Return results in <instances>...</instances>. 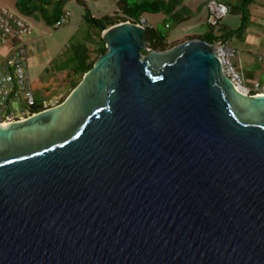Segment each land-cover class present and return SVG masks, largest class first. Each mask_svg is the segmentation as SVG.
I'll list each match as a JSON object with an SVG mask.
<instances>
[{
  "label": "water",
  "instance_id": "1",
  "mask_svg": "<svg viewBox=\"0 0 264 264\" xmlns=\"http://www.w3.org/2000/svg\"><path fill=\"white\" fill-rule=\"evenodd\" d=\"M145 34L103 29L61 102L0 123V264H264V93Z\"/></svg>",
  "mask_w": 264,
  "mask_h": 264
},
{
  "label": "crops",
  "instance_id": "2",
  "mask_svg": "<svg viewBox=\"0 0 264 264\" xmlns=\"http://www.w3.org/2000/svg\"><path fill=\"white\" fill-rule=\"evenodd\" d=\"M184 1H187L183 2V5L188 8L189 12H192L194 8H196V10H200L201 12V18L197 22L199 31H191L192 33L190 34H188V32H183V34H179L177 36L186 38L189 35H202L205 32L202 31V26L207 25V22H209L207 19L206 5L210 0ZM217 1L227 4L236 2V0ZM16 2L17 0H0V8L4 7L18 14L15 6ZM193 4L195 6H193ZM63 10H65L64 7ZM76 10L78 12V22L75 24H79L82 23L81 9L77 5ZM247 11L249 22L243 36L239 37L234 34L231 35L229 37L228 45L233 49V56L231 57L232 63L237 70L241 72L244 81L246 82L245 84L247 86H251V84L256 81L264 84V0H252L247 7ZM100 15L104 14H99V16ZM155 15H158V13ZM185 16L187 19L181 21L180 23L189 21L190 16ZM163 17L164 16L162 15V18ZM24 18L29 24H31V20L34 19L33 17ZM239 19L240 17L237 13H227L220 19L218 26L214 28V34L222 35L223 32L225 33V29H236L239 25ZM146 21L148 24L157 28L156 25L159 20H154V18L148 16ZM61 27L54 28L43 20L41 25H37L36 27L31 26V32L26 35L25 39L23 38L25 41V47L27 43L30 44V47L32 48V53H29V57L27 56L31 61L32 70H30L28 63L27 65L33 97L37 104L44 107L56 105L60 99L64 98L68 94L71 90L72 83L76 80V76L72 73L70 65L67 68L66 66H61L63 63L66 64V62H68L71 58L70 55L63 56L64 52L66 54L68 53V50L66 49V45L68 46V40H59L56 38V33H60L59 31L61 30ZM175 38L176 39H173L174 41L179 40L177 37ZM50 40L53 41L52 45L47 44V41ZM173 40L172 42H174ZM231 42H235L236 44L232 46ZM8 45L9 42L7 39L3 38L0 30V62L8 53ZM53 56H58L60 58V62L58 64H55L53 61Z\"/></svg>",
  "mask_w": 264,
  "mask_h": 264
},
{
  "label": "trees",
  "instance_id": "3",
  "mask_svg": "<svg viewBox=\"0 0 264 264\" xmlns=\"http://www.w3.org/2000/svg\"><path fill=\"white\" fill-rule=\"evenodd\" d=\"M71 1L75 2V4L81 9L82 21L90 24L93 28V32H91L93 34L92 37H87L84 41V44L86 43L89 47L88 50L86 49V46H82V44H76L73 46L75 51L70 58V68L72 73L76 76V80L72 83V89L81 79L82 75L91 68L94 60L99 55L106 52L105 42L101 38L102 30L118 22L124 21V18L107 15L94 17L84 0H17L15 6L18 14L23 17L34 18L37 16L44 20L48 25L53 26L64 14L65 10H63V6ZM251 2L252 0H236V2L230 4L223 3L226 5L228 13L235 12L240 17L239 25L236 29L229 30L224 28L225 33L223 32L222 35L214 34V28L218 26L219 19L216 20L215 23L207 22L208 29L202 35L190 36L188 39L199 38L208 43L220 41L228 44L231 35L234 34L242 37L249 22L247 7ZM50 5L54 6V11H56V13H53L49 18L46 15V8ZM114 6L124 16L130 17L135 21H138L142 17L146 19L145 15L149 13H161L166 19L172 20L174 23H180L187 19L185 15H188L189 13L188 8L183 5L182 0H134L131 3H128L126 0H116ZM68 21L69 17L67 18V23ZM164 26L167 27V23H164ZM145 41L150 49L156 51H163L176 45L175 43L170 42L166 35L161 34L158 28H155L152 25L146 27ZM141 54H145V52L141 51ZM64 98L60 99L59 102ZM46 107L37 104L35 101V104L29 108L28 113L37 112Z\"/></svg>",
  "mask_w": 264,
  "mask_h": 264
},
{
  "label": "built area",
  "instance_id": "4",
  "mask_svg": "<svg viewBox=\"0 0 264 264\" xmlns=\"http://www.w3.org/2000/svg\"><path fill=\"white\" fill-rule=\"evenodd\" d=\"M206 8L210 23H215L228 13L226 5L217 0H210ZM117 14L118 17L124 18L123 22H133L144 28L150 27L144 17L135 21L120 11ZM68 17L69 12L64 11L53 27L62 26ZM0 30L3 38L9 42L8 53L0 62V123H6L28 116L29 108L35 104L23 39L31 32V26L23 16L3 7L0 8ZM214 53L222 65L224 74L237 90L244 94L264 93V84L257 81L251 86L245 84L242 74L231 61L233 49L227 43L216 42Z\"/></svg>",
  "mask_w": 264,
  "mask_h": 264
},
{
  "label": "rangeland",
  "instance_id": "5",
  "mask_svg": "<svg viewBox=\"0 0 264 264\" xmlns=\"http://www.w3.org/2000/svg\"><path fill=\"white\" fill-rule=\"evenodd\" d=\"M90 12L93 14L94 17H99V14H106L107 16H117L118 14V10L116 9V7L114 6V3L116 0H85ZM128 3H131L134 0H126ZM183 2H187L182 0ZM193 6H195L193 4ZM66 11H68L70 13L69 16V21L68 23L66 22L65 24H63L60 29V33H56V38L59 40H68V46L66 45V49L68 50L67 54L64 52L63 56L66 55H70V57L73 55L74 53V48L73 46L76 44H82V46H86V49L88 50L89 47L86 45V43L84 44V41L87 37H92V33L93 32V28L90 26V24L86 23L85 21H82V23L79 24H75L76 22H78V12L76 10V4L75 2L71 1L66 3L64 6ZM46 15L50 18L52 16L53 13H56V11H54V6L50 5L46 8ZM82 13V12H81ZM157 14V13H156ZM200 10H196V8L193 9L192 12H189L188 15L190 16L189 21L187 22H183V23H174L172 20H168L165 17L162 18V14L158 13V15L155 14H146L145 17L148 18V16H150L151 18H154V20H159V22L157 23V28L159 30V32L163 35H166L167 39L170 40L172 42L173 39H176L175 37H177L179 40L174 41L173 43L178 44L180 42L189 40L188 38H190L189 35L186 38H182L177 36L179 34H183V32H188V34L192 33L191 31H196L198 30V25L197 22L199 21L200 17ZM102 16V15H100ZM164 20H162V19ZM161 19V20H160ZM149 21H151L150 19H148ZM152 22V21H151ZM30 26L36 27L37 25H41L43 23V20L40 17L35 16L34 19L31 20L30 22ZM119 23V22H118ZM164 23H167V27L164 26ZM59 28V27H57ZM207 25L202 26V31H206ZM199 31V30H198ZM198 33V32H197ZM24 39L26 38L23 37ZM182 38V39H180ZM232 43V42H231ZM48 45H52L53 41H47ZM70 44V47H69ZM236 43L233 42L231 45L234 46ZM26 59H27V63L29 65L30 70H32L31 68V61L28 58L29 57V53H32V48L30 47V44L26 43ZM32 55V54H30ZM28 56V57H27ZM53 61L55 62V64H58L60 62V58L58 56H53ZM71 59L68 60V62L63 63V65L61 66H66L69 67L71 61ZM232 60V59H231ZM71 67V65H70ZM237 69V68H236ZM241 73V72H240ZM245 82V81H244ZM246 83V82H245ZM253 85V83L251 84ZM14 106H16V104H14Z\"/></svg>",
  "mask_w": 264,
  "mask_h": 264
},
{
  "label": "clouds",
  "instance_id": "6",
  "mask_svg": "<svg viewBox=\"0 0 264 264\" xmlns=\"http://www.w3.org/2000/svg\"><path fill=\"white\" fill-rule=\"evenodd\" d=\"M123 22V21H122Z\"/></svg>",
  "mask_w": 264,
  "mask_h": 264
}]
</instances>
